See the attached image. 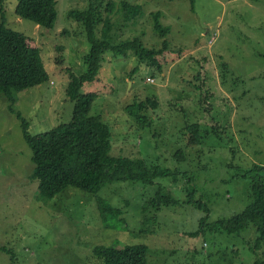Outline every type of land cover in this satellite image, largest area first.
I'll return each mask as SVG.
<instances>
[{"label":"rangeland","instance_id":"obj_1","mask_svg":"<svg viewBox=\"0 0 264 264\" xmlns=\"http://www.w3.org/2000/svg\"><path fill=\"white\" fill-rule=\"evenodd\" d=\"M192 1L57 0V21L47 28L20 18L15 12L18 0H0V23L4 16L8 27L37 41L49 72V82L15 95L14 108L34 134L71 120L68 69L76 75L87 72L85 25L70 11L97 6L102 16L98 36H106L110 24L109 36L116 43L139 37L147 48L159 50L167 40L170 53L162 71L133 54L108 53L97 80L85 84L82 92L98 95L91 116L113 128L114 156L144 158L188 173L194 200L210 208L206 216L203 208L189 202L186 179L177 184L157 181L181 201L161 211L144 209L159 186H106L98 196L121 208L120 217L126 220L116 227L101 218L96 195L68 188L41 200L39 181L32 179L33 150L24 140L21 120L0 94V248L6 249L0 250V264H103L95 247L140 244L150 247V264H264V243L257 247L253 223L241 234L211 229L212 222L231 218L249 205L253 181L264 182V173L256 171L264 166V0ZM125 3L142 10L130 18ZM157 12L171 27L167 36L155 28ZM200 85L211 95L212 115L202 108L196 90ZM148 98L160 108L147 111L150 124L144 126L127 108ZM194 123L203 126L204 139L187 148L183 129ZM180 148L187 151L182 164L172 157ZM200 226L202 233L193 238Z\"/></svg>","mask_w":264,"mask_h":264},{"label":"trees","instance_id":"obj_2","mask_svg":"<svg viewBox=\"0 0 264 264\" xmlns=\"http://www.w3.org/2000/svg\"><path fill=\"white\" fill-rule=\"evenodd\" d=\"M57 4V0H18L15 12L22 19L53 28L58 18ZM124 10L133 18L138 16L142 6L125 3ZM70 15L85 25L90 44V51L85 57L87 72L76 75L68 69L70 81L66 94L74 103L71 120L38 134L31 132L29 121L16 112L14 105L17 92L49 82V72L42 56V49L33 37L8 27L4 16L0 23V94L6 96L10 111L21 120L24 140L33 150L35 169L32 179L39 181V198L44 201L50 200L68 188L96 195L101 218L108 226L116 227L125 224L126 220L120 217L121 208L98 196L106 186L115 182H141L147 187L159 186L155 197L147 202L144 209L153 206L161 211L163 207L178 205L181 201L174 197L171 190L157 184V181L168 179L177 184L186 179L184 185L188 186L189 202L203 208L208 216L210 208L207 203L201 199L194 200L196 190L189 185L192 179L188 173L179 169L164 168L159 163L144 158L114 156L113 128L101 117L91 116L98 95L82 92L85 84L97 80L108 53L118 57L133 54L142 64H149L162 71L163 61L170 53L169 42L166 40L164 47L159 50L147 48L139 37L116 43L113 37L109 36L110 24L104 30L106 36L100 37L97 34V27L102 24V16L97 6H90L86 11L72 10ZM153 17L157 32L167 36L171 32V27L162 23V13L157 12ZM196 90L200 95L202 108L204 111L207 109L205 113L212 115L213 104L211 100L208 101L211 95L205 90V85L197 86ZM150 108L158 110L160 103L148 98L146 101H137L128 106L127 112L136 118L139 124L146 126L150 124L149 116L146 114ZM183 134L187 140V148L200 145L204 139L203 126L199 123L186 125ZM172 157L174 161L182 164L187 161V151L180 148ZM256 171L264 173V166H257ZM249 199H251L249 205L242 212L231 218L212 222L211 229L216 228L219 232L234 235L243 233L249 224L253 223L257 232L256 245L259 247L264 243V182L261 179L251 183ZM202 230L203 227L200 226L191 236L194 238L202 233ZM0 250L6 251L4 247ZM94 254L102 259L103 264H150V247L145 244L124 248L100 246L95 247Z\"/></svg>","mask_w":264,"mask_h":264}]
</instances>
